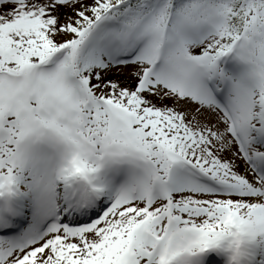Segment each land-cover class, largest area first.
I'll return each instance as SVG.
<instances>
[{"label":"snow or ice","instance_id":"snow-or-ice-1","mask_svg":"<svg viewBox=\"0 0 264 264\" xmlns=\"http://www.w3.org/2000/svg\"><path fill=\"white\" fill-rule=\"evenodd\" d=\"M0 264H264V0H0Z\"/></svg>","mask_w":264,"mask_h":264}]
</instances>
